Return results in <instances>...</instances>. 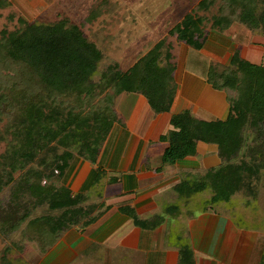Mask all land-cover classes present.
I'll use <instances>...</instances> for the list:
<instances>
[{
  "label": "trees",
  "instance_id": "1",
  "mask_svg": "<svg viewBox=\"0 0 264 264\" xmlns=\"http://www.w3.org/2000/svg\"><path fill=\"white\" fill-rule=\"evenodd\" d=\"M7 3L0 0L1 7ZM215 3H218L216 10ZM91 12L89 21L96 15V11ZM206 12L210 15H205ZM234 21L251 29L258 28L264 35V0H198L171 28L170 34L200 49L208 36L205 29L208 22L212 29L224 33ZM18 23L16 28L3 29L0 33V120H6L7 131L16 139L10 170L0 168V186L10 183L13 172L32 160L41 166L35 175L42 173L41 176L48 178L54 169L57 175H62L72 152L65 149L48 158L45 149L54 141L66 146L65 133L84 135L85 124L88 127L92 122H111L104 119L105 112L111 111L108 104L112 105L121 92L142 93L157 114L169 111L176 90L172 42L160 39L125 71L116 64L108 65L97 82L93 76L102 52L78 24L67 17L48 23L28 22L18 17ZM235 51L231 63L237 75L227 116L206 121L184 109L171 116L172 128L160 137L168 143L164 155L169 164L194 155L198 141L216 144L221 163L209 169L213 173L211 201H225L231 207L232 195L242 189L244 178L254 177L264 169V62L237 58ZM245 130L252 131L251 144L246 143ZM97 150L92 148V152ZM208 177L202 185L194 187L190 178H183L177 190L182 191L187 184L193 190L202 189L209 183ZM15 188L13 201L6 209L2 208L0 232H12L25 223L24 230H32L42 252L65 229L93 211L75 202L62 185L45 189L25 177ZM25 194L30 197L21 208L15 200ZM37 207L43 210L32 216ZM182 246L178 263L192 264L189 247L185 243ZM14 247L19 253L23 250L21 244L13 242L4 246L0 250V264H25L19 255L13 256ZM258 264H264V252Z\"/></svg>",
  "mask_w": 264,
  "mask_h": 264
},
{
  "label": "crops",
  "instance_id": "2",
  "mask_svg": "<svg viewBox=\"0 0 264 264\" xmlns=\"http://www.w3.org/2000/svg\"><path fill=\"white\" fill-rule=\"evenodd\" d=\"M175 43L172 76L176 90L169 111L155 113L140 92L116 95L111 111L105 112L106 122H111L97 152L72 153L60 175L63 183L58 185L67 188L75 202L93 211L65 229L34 264H179L184 238L194 236L191 226L195 217L185 216L182 219L188 222L176 228L174 222L157 217L158 201L174 194L183 178L218 166L220 158L216 144L198 141L194 155L169 164L164 155L168 143L160 137L172 128L171 116L184 109L206 121L227 116L230 102L223 90L213 88L211 66L217 61L231 62L234 51L228 53L227 49L234 46L229 45V36L215 30L208 32L200 49L183 41ZM140 57L127 60L121 70L129 69ZM170 204L167 210L173 207ZM215 210L212 215H219L216 232L214 236L207 233L210 227L205 225L207 232L201 233L202 237L213 239L203 246L215 249L227 238L225 255L190 250L192 264H258L264 235L250 234L255 232L252 227H236L230 214L226 217ZM223 229L229 232L222 234Z\"/></svg>",
  "mask_w": 264,
  "mask_h": 264
},
{
  "label": "rangeland",
  "instance_id": "3",
  "mask_svg": "<svg viewBox=\"0 0 264 264\" xmlns=\"http://www.w3.org/2000/svg\"><path fill=\"white\" fill-rule=\"evenodd\" d=\"M6 1H8V3L4 7L0 6V33L3 29L12 30L16 28L19 25L18 17H22L28 22L43 23L67 17L70 21L78 24L87 38L94 42L102 52V58L93 76V80L98 82L101 77V72L105 70L108 65L116 64L121 69L123 67H121V65H125L127 60L129 62L140 57L152 46V43H155L158 39L165 38L166 41L172 42L173 48H175V42H178V40L175 35L170 34V30L181 20L184 14L189 12L197 4L198 0ZM217 7L218 3H215L214 10H216ZM91 10H93V12L96 11V15L89 21L87 19L89 14L92 13ZM211 10L213 11V8H211ZM205 15H210V12H206ZM205 29L207 32L214 30L211 28L210 22L206 24ZM223 34L229 36L231 40L229 45L234 46L231 49L228 47V53H232L236 50L235 53L238 55L237 58L246 59L253 63H258L260 61L264 62V35L260 29H251L239 21H234ZM171 51H173V49ZM234 68L231 62L224 64L217 61L211 66V72L214 73L213 78H211L213 80L212 86L215 89L223 90L229 102L234 95L232 85L237 75ZM108 106L112 108L111 103H109ZM86 125L88 124H85L82 128V131H85L84 135L78 136L76 132L65 133V135H63L65 137L64 142L67 144L66 146H61L55 141L52 142L49 148L45 149L48 158L55 154H60L65 149L74 154L78 149L84 150L87 148L89 154L92 152V148L98 149L103 137L107 134L104 133V131L110 125L106 124L104 121L101 123L99 121L95 123L92 122L88 127ZM6 128V120H0V168H4L5 170L9 169V164L12 162L13 144L16 142L14 136L7 131ZM245 133H248V135H246V143L251 144L249 139L253 136L252 131L245 130ZM200 144L199 148H203L204 144ZM119 146L120 140L117 143V147ZM123 149L125 150L124 147ZM40 168L41 166L34 160L27 162L23 168H19L13 172L12 181H10V183L0 186V220L3 216L2 208L6 209L11 201H13V189H16L15 187L21 183L25 177L28 178L31 183L41 185L45 189H49V187H59L58 185L63 183L62 176L57 175L55 169L48 178L47 176H41L42 173L40 176L35 175V172L40 170ZM47 171L49 172L51 170L49 169ZM210 171L209 169L204 170L202 168L197 175L190 177V180L194 183L192 187H194L195 184H198V186L200 184L202 185L203 179L209 176L207 179L209 183H206L202 189L198 190L197 188L193 190L190 185L187 184L189 186L184 185L182 191L178 192V190H176L174 194L164 195L162 201H158L160 208L157 212V217L160 219L167 218L165 221L174 222L176 228L180 227L182 223L186 224V222H188V219L187 221L182 219L185 218V216H187V218L191 216L192 218L195 217L193 218L191 226V230L194 231V236L191 237L192 239L185 237V245H187L190 250H199L204 253L209 252L221 257L225 255L223 253L225 249L223 243L225 242L227 245L230 242H227L226 236V239L221 241V245L213 249L208 246H203L206 244L207 240H212L213 237L212 239L208 237L203 238L201 235V233L207 232L205 225L210 227L207 233H212L214 236L216 232L214 230V225L218 223L219 215H212L214 213L213 209H216L215 211L219 213L224 212L226 217H229L228 215L230 214L232 220L234 219L232 222L236 227L246 226V230H250L248 227H252L255 232L251 231L250 234L256 235L262 233L264 235V169L257 171L254 177L244 178L245 184L243 183L241 185L242 189L232 195V207L225 201H211L213 191L210 180L213 179V173L211 174ZM28 197H30V195L25 194L24 197L21 196L15 201L17 204H21L22 208ZM14 199L16 198L14 197ZM163 202H166V205H164L165 207L161 205ZM169 203H171V206H174L171 207L173 208L172 210L171 208L170 210L166 208L169 206ZM21 208H19L20 211ZM42 210L43 209L40 207L35 208V210H33L34 213L32 211V216L39 214ZM203 210H207V212ZM196 217L198 219H196ZM25 225L26 224L23 223L17 230L9 233L2 234L0 232V250L6 245L11 246L12 242L18 245L21 244L23 246L22 252L19 253L20 251H17L14 247L13 256L18 257L19 255L25 264H34V262L37 261L38 255L44 252L41 251V244L33 237L32 230H24ZM203 227L204 230L202 231L201 229ZM223 227L225 228V225ZM243 228L245 229V227ZM225 232L227 234L229 231L227 232V229H223L222 234ZM38 234L37 232L34 236L37 237ZM181 248H183L182 245ZM225 261L227 262V259H225Z\"/></svg>",
  "mask_w": 264,
  "mask_h": 264
}]
</instances>
